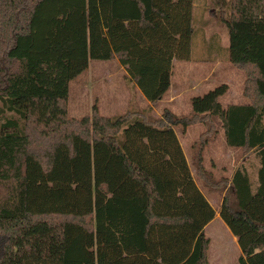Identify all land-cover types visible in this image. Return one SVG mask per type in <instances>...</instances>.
Wrapping results in <instances>:
<instances>
[{
	"label": "trees",
	"instance_id": "16d2710c",
	"mask_svg": "<svg viewBox=\"0 0 264 264\" xmlns=\"http://www.w3.org/2000/svg\"><path fill=\"white\" fill-rule=\"evenodd\" d=\"M215 4L250 103L224 108L222 85L192 99L191 117L155 123L96 106L71 120L70 84L117 58L150 104L162 102L173 62L191 59L194 0H0V118L15 116L0 126V264H209L217 213L175 131L200 123L207 136L220 123L227 146L259 162L256 180L244 165L218 179L200 149L195 172L224 195L238 264H264V0Z\"/></svg>",
	"mask_w": 264,
	"mask_h": 264
},
{
	"label": "rangeland",
	"instance_id": "374dc122",
	"mask_svg": "<svg viewBox=\"0 0 264 264\" xmlns=\"http://www.w3.org/2000/svg\"><path fill=\"white\" fill-rule=\"evenodd\" d=\"M194 4L196 34L191 59L186 62L174 61L172 88L162 102L152 105L145 100L128 79L126 69L117 58L109 62L92 61L88 70L70 84L68 117L76 121L92 118L95 106L101 115L113 119L125 114H136L148 122H164L167 112L177 117H191L192 99L222 85L229 86L228 92L220 99L224 108L249 104L250 101L243 96L245 73L228 62L229 34L227 28L218 21L220 8H217L215 0H194ZM12 117L15 118L13 114L1 117L0 126ZM86 130L93 137L90 124ZM215 130L213 135L207 136L206 124H194L185 130L175 127L196 183L218 214L224 195L210 192L196 176L197 152L203 149L204 164L218 179L230 177L232 171L242 165L255 176L259 162L253 153L229 148L220 123ZM206 138L208 141L205 144L203 141ZM35 139L38 148L47 150V140L37 135ZM63 220L55 217L52 221L56 223ZM205 234L211 240L209 264H238L240 248L232 242V235L219 215L206 227Z\"/></svg>",
	"mask_w": 264,
	"mask_h": 264
},
{
	"label": "crops",
	"instance_id": "0c3cea01",
	"mask_svg": "<svg viewBox=\"0 0 264 264\" xmlns=\"http://www.w3.org/2000/svg\"><path fill=\"white\" fill-rule=\"evenodd\" d=\"M195 5V4H194ZM195 7H196V5H195ZM218 21H219V19H218ZM195 22H196V19H195ZM219 23H220V21H219ZM204 29H205V26H204ZM217 38L216 36H213L212 38ZM174 63V62H173ZM171 88H172V83H171ZM170 91H171V89H170ZM170 91L168 92V93H170ZM146 100V99H145ZM258 168H259V166H258ZM192 171V170H191ZM235 171V169L232 171V173H231V175H230V177L232 176V174H233V172ZM257 171H258V169H257ZM255 180L257 179V172H256V175L255 176H252ZM220 216V213H218L217 214V216ZM217 218V217H216ZM221 218V217H220ZM228 228V227H227ZM229 232H230V230H229ZM230 234L232 235V233L230 232ZM232 242L233 243H235L236 245H238V240H237V238L235 237V236H233L232 235ZM238 247H239V245H238ZM240 248V247H239ZM241 251V250H240Z\"/></svg>",
	"mask_w": 264,
	"mask_h": 264
}]
</instances>
